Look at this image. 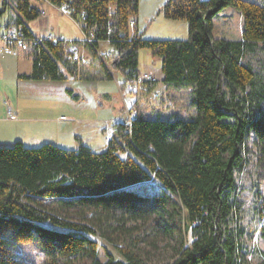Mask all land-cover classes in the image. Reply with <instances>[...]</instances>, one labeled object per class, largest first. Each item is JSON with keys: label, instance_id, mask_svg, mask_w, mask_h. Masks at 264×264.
I'll use <instances>...</instances> for the list:
<instances>
[{"label": "trees", "instance_id": "trees-1", "mask_svg": "<svg viewBox=\"0 0 264 264\" xmlns=\"http://www.w3.org/2000/svg\"><path fill=\"white\" fill-rule=\"evenodd\" d=\"M13 2L14 25L29 37L26 23L43 15L42 2L66 6L94 35L92 46L72 42L90 53L88 63L74 61L68 44L44 42L26 52L32 71L20 79L63 81L62 67L79 80L118 75L135 83L148 50L161 59L166 87L191 90L197 116L140 113L115 125L102 153L0 147V264H27L14 249L30 243L41 248L42 264H249L256 218L264 238V5L168 0L163 17L186 22L188 39L151 40L134 28L140 0H0V32ZM227 7L242 13L239 41L212 38V19ZM101 43L113 47L106 62Z\"/></svg>", "mask_w": 264, "mask_h": 264}, {"label": "crops", "instance_id": "crops-1", "mask_svg": "<svg viewBox=\"0 0 264 264\" xmlns=\"http://www.w3.org/2000/svg\"><path fill=\"white\" fill-rule=\"evenodd\" d=\"M167 1L140 0V17L135 20L134 28L140 33L150 22H155L158 18L157 22L161 25H178L184 34L182 36H187V24L172 23L161 18V9ZM11 5L12 8L2 18L0 36L7 29L16 28L14 25L17 18L16 4L13 2ZM48 9H52V12ZM41 10L43 15L39 19L26 23L29 35L40 39L48 36H62L69 42H75L70 35H64L60 26L50 20L47 21L49 13L64 16L56 7L48 2H42ZM39 21L44 23L39 26ZM54 29L57 30L56 33H52ZM99 48L104 52H113V47L108 43H101ZM79 51L80 57L88 63L91 58L90 53L82 46L79 47ZM61 70L65 75L63 81L23 80L19 76L29 75L32 71V62L28 55L26 53H19L16 57L0 55V147H11L21 142L28 148L52 144L65 149L63 144L68 142L71 146L72 137L83 141L80 136L84 135V132L88 133L92 130L93 133H98L119 121L122 114L117 107L120 102L117 98L116 80L122 81L121 76L114 75L113 80L99 78L79 80L66 73L62 67ZM95 71L94 67L91 68L90 75H93ZM144 73L151 74L162 82L161 68L154 71L147 70ZM162 89L169 93L166 86ZM101 99L108 100L109 104L102 103ZM112 100L114 103L111 102ZM129 105L133 111L138 112V98ZM8 108L11 113L8 112ZM131 116L133 117L132 113ZM113 134L116 135L115 126Z\"/></svg>", "mask_w": 264, "mask_h": 264}, {"label": "rangeland", "instance_id": "rangeland-1", "mask_svg": "<svg viewBox=\"0 0 264 264\" xmlns=\"http://www.w3.org/2000/svg\"><path fill=\"white\" fill-rule=\"evenodd\" d=\"M248 2L264 5V0H245ZM51 8V7H50ZM49 12H52V9H48ZM47 21H52L54 24L60 26L64 32V35H70L72 41L82 42L83 33L79 29V27L73 22V20L68 19L69 17L61 16V15H51L48 14ZM140 16H136L135 20ZM6 18V17H5ZM161 18H164L161 14ZM155 19V17L153 18ZM152 19V20H153ZM43 20V19H41ZM167 20V19H166ZM4 21V19H3ZM158 21V18H157ZM150 22L145 28H143L140 33L145 39L151 40H172V39H180L186 40L187 36H182L181 27L177 26H164L159 22ZM144 22V21H143ZM168 22L177 23V24H187L184 21H170ZM44 21H39L38 25L40 26ZM136 29V28H135ZM242 29H243V17L240 10L235 7H227L219 12L212 19V30L211 35L215 40H227V41H239L242 39ZM137 30V29H136ZM57 30H53L52 33H56ZM103 45L101 49L103 50ZM139 71L141 75H145L147 70L154 71L156 69L161 68V59L154 57L148 50H143L139 55ZM149 75V74H148ZM151 75V74H150ZM157 88L152 92L145 91L142 88L138 94L131 93L129 96L127 95V105L124 103V100L121 98V95L118 90V100L120 105L117 107L121 110V116L119 121L112 124L109 127H105V129L100 130L98 133H93L92 130H89L88 133L84 132L82 137L83 141L79 139H75L72 137L71 146L70 144H63L65 149H69L71 151L78 150L81 146H85L90 148L95 153L105 152L107 149L108 142L115 137L113 134V129L115 124L124 123L125 121L129 122V120L135 117L138 114L144 115L146 118L155 120H169L172 118H180L184 120H191L197 116V110L193 105V95L191 90L189 89H177L173 86H168L169 93L167 94L164 88L166 85L164 83L159 82ZM164 90V91H163ZM138 98V112L133 111L130 107L129 103H133L134 99ZM101 102L108 105V100H102ZM111 102L114 103L112 100ZM137 107V104H136ZM128 109V110H127ZM131 113L133 117L131 116ZM257 147L253 144L249 145V157L251 160L255 158V152L257 151ZM251 168V167H250ZM252 170V168H251ZM264 192V189L261 190ZM249 231L256 232L255 239L250 244V249L253 251V254L249 257V264H261V261L264 260V238L260 237L259 233V223L257 218L252 221V226ZM99 242L100 246V259L104 261L103 257V249L105 247V243L100 239H96ZM164 245L160 244L159 249L156 250L153 254L157 257L154 259L158 261L160 259V255L164 252L161 249ZM14 249L16 254L22 258L27 264H42L43 263V253L41 248L36 243L30 244H21L20 246H15Z\"/></svg>", "mask_w": 264, "mask_h": 264}, {"label": "built area", "instance_id": "built-area-1", "mask_svg": "<svg viewBox=\"0 0 264 264\" xmlns=\"http://www.w3.org/2000/svg\"><path fill=\"white\" fill-rule=\"evenodd\" d=\"M58 11L66 17H69L71 20V13L66 6H62L57 8ZM74 21V20H73ZM75 22V21H74ZM79 29L82 31L81 26L78 22H75ZM83 41L84 43L92 46L94 41V35L92 33L85 34L83 31ZM44 42H50L53 45H58L59 43L68 44L70 53L73 55L74 61H79L80 51L79 47L72 42L67 41L62 36H48L46 38H34L29 37L24 33L21 29L10 28L7 29L6 32L0 36V55L2 56H14L16 57L19 53H26L31 49H34ZM113 53L111 52H98L99 58L106 62ZM157 79L153 75H140L139 79L135 83H126L116 80V84L118 86L119 93L124 100V103L127 105V95L129 96L131 93L138 94L139 91L142 89V85L145 82L156 83ZM128 110V109H127ZM8 112L11 113V110L8 108ZM133 121V118L129 120V123Z\"/></svg>", "mask_w": 264, "mask_h": 264}, {"label": "water", "instance_id": "water-1", "mask_svg": "<svg viewBox=\"0 0 264 264\" xmlns=\"http://www.w3.org/2000/svg\"><path fill=\"white\" fill-rule=\"evenodd\" d=\"M202 2H207V1H209V0H201Z\"/></svg>", "mask_w": 264, "mask_h": 264}]
</instances>
